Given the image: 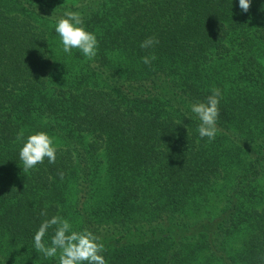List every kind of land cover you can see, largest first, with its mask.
<instances>
[{"label":"trees","instance_id":"16d2710c","mask_svg":"<svg viewBox=\"0 0 264 264\" xmlns=\"http://www.w3.org/2000/svg\"><path fill=\"white\" fill-rule=\"evenodd\" d=\"M68 10L94 58L63 52ZM214 87L209 142L191 105ZM37 131L56 161L25 172ZM56 215L107 264H264V0H0V264H59L34 248Z\"/></svg>","mask_w":264,"mask_h":264},{"label":"clouds","instance_id":"9594fccd","mask_svg":"<svg viewBox=\"0 0 264 264\" xmlns=\"http://www.w3.org/2000/svg\"><path fill=\"white\" fill-rule=\"evenodd\" d=\"M251 0H239V8L248 12ZM55 32L59 35L62 50L71 55L73 49H78L85 57L92 59L97 54L98 40L93 32L86 30L83 17L76 11H65L55 23ZM159 41L155 37L144 40L140 47L150 48ZM144 64L155 60V55L142 57ZM221 90L212 88L211 95L205 101L191 105V111L200 120L198 133L201 138L207 137L209 142L215 139L218 128L219 103ZM24 139V132L17 134V140ZM55 138L44 131L30 134L19 151V158L23 163V171L27 172L36 165L42 164L47 158L49 163H55L57 147ZM63 179L64 173H59ZM41 215H46L42 212ZM54 227L50 245L45 243L44 237L50 228ZM34 248L45 257H56L59 253V264H107L103 252L104 244L100 238L87 228L80 231L73 229L72 224L59 215L44 220L34 234Z\"/></svg>","mask_w":264,"mask_h":264}]
</instances>
